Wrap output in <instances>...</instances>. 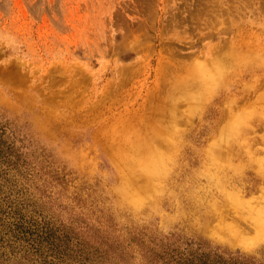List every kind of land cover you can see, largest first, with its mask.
I'll list each match as a JSON object with an SVG mask.
<instances>
[{
	"label": "rangeland",
	"instance_id": "rangeland-1",
	"mask_svg": "<svg viewBox=\"0 0 264 264\" xmlns=\"http://www.w3.org/2000/svg\"><path fill=\"white\" fill-rule=\"evenodd\" d=\"M240 47L264 55V0H0L21 155L0 165V264H164L199 240L264 264V236L232 245L207 219L234 195L264 203V102L239 117L264 61L221 59ZM152 150L165 170L148 180Z\"/></svg>",
	"mask_w": 264,
	"mask_h": 264
},
{
	"label": "bare ground",
	"instance_id": "bare-ground-1",
	"mask_svg": "<svg viewBox=\"0 0 264 264\" xmlns=\"http://www.w3.org/2000/svg\"><path fill=\"white\" fill-rule=\"evenodd\" d=\"M245 46L247 49L253 47L252 44H250V42L249 43L247 42V44ZM241 49H242L241 47L238 49L239 52L235 49V52H232V54H231V52H229V53L227 52L224 54L221 53L222 55H220V54L219 55L221 56V59H223L225 62H227L229 64H234V62H236L237 60H239V62H242L245 64H248L249 60H252L254 63H258V64H260L264 61V55L260 54L258 56V59H257L256 55L250 54V53L247 54L243 51V49L242 50ZM223 56L224 57L226 56V58H223ZM201 68L202 67H196V69H194V72L196 75L201 76L205 73V71H203ZM192 81H194V80L193 79H190V80L187 79L184 83L187 85V84L191 83ZM195 82L197 83L196 80H195ZM242 99H244L243 96L240 98L239 97L234 98L231 101L232 105L233 106H235V105L240 106ZM261 102H264V94H259L256 99L252 100L250 102L249 107H247L249 109H247V108L243 109L242 108L243 111L240 113L239 117L242 118L244 121L247 118L249 119L252 116V113H256L255 111H257V108L259 107V104H261ZM242 104H243V102H242ZM171 118H173V117L170 116V119ZM258 118H259V120H264V108L262 109V111H260V114H258ZM127 140H128V138H127ZM129 140H131V139H129ZM136 147H134V149L136 150V152H138ZM149 151H151V148L148 149V152ZM152 151H154V150H152ZM134 152H132V153H134ZM126 153L127 152H125V154ZM132 153H130V151H129V154L132 155ZM134 155H135V153L133 154V156ZM212 155L214 156V154H212ZM133 156H132V158H133ZM136 156H137V154H136ZM128 160L131 161L130 158H128ZM139 160L143 164V167L145 169V173L148 177L147 178L148 180H151L153 178H157L158 176L162 175V173L165 170V161L166 160L161 153L155 152L153 155H150V157L141 156L139 158ZM135 161H136V159H135ZM128 163H131V162H127V164ZM123 165H124V163H123ZM262 181H264V177H259V176L254 177V182L251 185L250 190L255 189V188H259V185L257 182L263 183ZM137 186H139V185H137ZM123 188H125L124 190L127 193L133 195V192L130 191V189H131L130 188V181H127V183H125L123 185ZM262 193H264V190H262ZM133 198H134V201H136V202H138L140 199V197L136 196V195ZM257 199L258 198H256V200ZM231 202H232V204H235V206H232V205L228 206L229 204H231ZM262 202H263V199H262ZM226 203L227 204H225L224 207L222 206L223 204L222 205L216 204L214 209H212L210 211L211 214H209L208 218H207L210 221L208 228L210 230H212L213 234L215 236H217V238L225 240V241L231 243L232 245H239V246L245 247V248L252 247L257 241H259V239H261L264 236V203H262V205H260L261 203L253 205L250 202L245 201L241 197L240 194L234 195L233 200L232 201L228 200V202H226ZM238 204L241 206H238ZM236 206L240 207V208H237ZM232 207L236 208V209L234 211L230 210L229 208H232Z\"/></svg>",
	"mask_w": 264,
	"mask_h": 264
},
{
	"label": "trees",
	"instance_id": "trees-1",
	"mask_svg": "<svg viewBox=\"0 0 264 264\" xmlns=\"http://www.w3.org/2000/svg\"><path fill=\"white\" fill-rule=\"evenodd\" d=\"M18 127L15 122L0 112V165L5 164V169H15L19 166L21 155L19 147L15 144L18 137ZM3 170V169H2ZM187 252H176L168 262L164 264H261L254 256H248L240 252H232L211 247L207 241L187 242ZM178 247L177 243L173 246ZM176 251V250H175Z\"/></svg>",
	"mask_w": 264,
	"mask_h": 264
}]
</instances>
